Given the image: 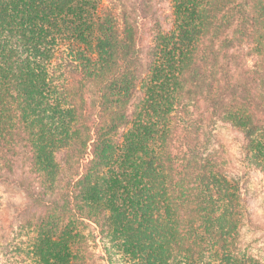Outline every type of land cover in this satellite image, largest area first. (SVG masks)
<instances>
[{"label":"trees","instance_id":"16d2710c","mask_svg":"<svg viewBox=\"0 0 264 264\" xmlns=\"http://www.w3.org/2000/svg\"><path fill=\"white\" fill-rule=\"evenodd\" d=\"M172 4L0 0V264H264V0Z\"/></svg>","mask_w":264,"mask_h":264},{"label":"rangeland","instance_id":"374dc122","mask_svg":"<svg viewBox=\"0 0 264 264\" xmlns=\"http://www.w3.org/2000/svg\"><path fill=\"white\" fill-rule=\"evenodd\" d=\"M153 2L156 4L163 29L166 31L170 30L174 24L172 0H153ZM252 63L253 60H250V64ZM237 136H239L237 131L229 130L221 137V143L225 150V154L232 162H235L238 154V147L235 141ZM260 205L261 203L258 205V212L261 214L262 209ZM5 218H7V216Z\"/></svg>","mask_w":264,"mask_h":264}]
</instances>
